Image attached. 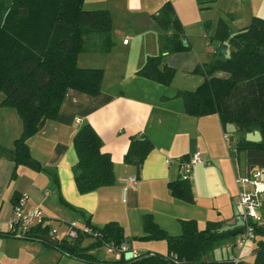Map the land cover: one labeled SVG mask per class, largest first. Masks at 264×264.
Masks as SVG:
<instances>
[{
  "label": "crops",
  "instance_id": "0c3cea01",
  "mask_svg": "<svg viewBox=\"0 0 264 264\" xmlns=\"http://www.w3.org/2000/svg\"><path fill=\"white\" fill-rule=\"evenodd\" d=\"M87 1L85 0V3ZM131 1L136 13H148L151 19H155L154 14L167 1H171L174 5L187 37L186 50L166 53L162 60L161 66L169 65L175 68L174 80L166 85L143 77L138 74L140 66L129 71L130 74L124 75L121 81L104 80L102 91L97 95L69 88L58 117L47 121L37 134L28 139L30 156L25 160L32 161L36 168L26 164L25 160L16 163L12 155L16 140L23 132V122L18 113L21 121L10 114V118L6 120L7 127H3L4 132H0V220L3 227H6L15 200L23 194L28 196L27 208H43L48 226L57 227L59 224L62 226L66 224L70 227L69 231L65 230L62 233L64 237L67 235L63 241L72 242L83 234L92 235V226L99 229L109 222H117L127 236L124 243L127 246L125 251L133 250L137 254L148 251L166 254L168 251L166 240L145 238L147 232L144 219L147 214H150L160 227L171 235H179L183 232V220L195 219L200 228L206 227L208 221H221L224 226L237 221L235 215L223 216L224 206L216 203L212 204L219 218H209L212 217V212L208 211L205 203L213 198L212 195L216 197L221 189L215 184L212 187L208 177L210 169H216L217 162L226 160L227 145L225 137L221 136L224 129L218 114L202 117L186 114L183 98L176 95L180 89H189V86L188 84L179 86L177 76L179 71L195 76L198 74L195 72L196 68L205 63L204 55L215 54L208 46L205 49V38L210 37L209 42L215 50L220 46V41L214 38L216 34L210 35L208 30L211 33L212 30L217 32L219 24L224 22L231 31L233 30L232 32H236L250 24L253 18L250 23L244 24L242 15L238 13L240 8L234 1L231 6L218 10V14L222 11L220 18L217 15L206 16L200 13L212 11L219 0H214L210 4L205 3L209 5V8L205 9L201 7L199 0ZM248 1L252 3L249 12L251 17L262 16L264 0ZM193 25L199 27L200 34H196V39L189 37L187 33ZM201 35L204 43L200 41ZM124 44L128 45L130 41ZM228 51L227 46V53ZM129 77H133L134 81L124 83ZM199 81H193L196 87L200 85ZM85 123L91 124L103 140L102 151L109 153L113 161L115 182L91 192L81 193L74 173V166L78 162L74 136ZM134 137L149 138L154 145L140 166L137 165L138 160L131 163L125 161ZM198 148L202 150L204 163L195 165L190 173L194 201L189 202L174 196L169 183L181 178L180 165L175 159L189 158ZM168 159L174 161L168 162ZM227 164L231 169L230 163ZM235 168L234 191L238 197L243 186L237 181L239 166L236 164L234 171ZM248 171L247 169L241 176L247 175ZM133 175L137 176L139 182L137 185H129L128 191H125L126 184L121 179ZM233 193L229 194L230 201H234ZM239 210L242 215V207ZM201 222L205 226L201 227ZM47 225L44 234L50 232ZM87 229L90 231L87 232ZM238 234H233L231 230L230 237ZM0 236L14 240L0 239V264H15L16 256L12 248L17 244L16 242L19 244L24 242V247L40 251L38 255L44 252H46L44 254H53L58 264H61L65 256L72 257L39 239L11 237L6 234ZM53 251L58 252L59 255H54ZM116 252L122 254V251ZM121 254L117 255L118 259ZM236 257L243 260L242 256L237 255L234 256V261ZM81 261L89 263L85 260Z\"/></svg>",
  "mask_w": 264,
  "mask_h": 264
},
{
  "label": "trees",
  "instance_id": "16d2710c",
  "mask_svg": "<svg viewBox=\"0 0 264 264\" xmlns=\"http://www.w3.org/2000/svg\"><path fill=\"white\" fill-rule=\"evenodd\" d=\"M214 0H199L209 8ZM85 0H9L0 2V92L3 106L13 107L23 122V132L16 140L12 154L16 163L29 158L28 139L37 134L49 120H55L69 88L97 95L102 91L104 69L81 67L78 56L91 42L96 51L107 52L113 47V24L109 9H85ZM157 22L172 32L159 37L161 52L149 55L138 70L143 77L171 84L176 70L162 64L163 53L187 49L185 27L171 1L154 14ZM215 39L220 41L211 62L199 65L195 72L206 76L194 90L180 89L176 96L183 98L188 115L202 117L218 114L224 131L233 124L243 133L237 141V152L244 150L248 170L264 167V16H254L252 22L236 32L226 23L219 24ZM95 39V40H94ZM229 47L228 56L219 55L222 45ZM231 46V47H230ZM224 73L226 75H219ZM260 130L263 140H246V133ZM78 162L74 166L75 180L81 193L94 191L115 182L113 161L102 151L103 140L93 126L83 124L74 136ZM154 148L146 137L132 138L125 161L138 160V166ZM172 194L193 202L190 178L171 181ZM18 198V197H17ZM183 232L171 235L147 214L144 219L145 238L164 239L166 254L144 252L107 264H248L241 260H217L208 253L218 240L230 237L231 230L219 231L221 221H208L200 228L195 219L183 220ZM97 231L93 245L114 242L117 247L127 236L117 222H109ZM46 233L41 227L32 230L29 239H40ZM255 233L264 234V223H255ZM9 236V235H8ZM15 237V236H11ZM24 238V237H21ZM82 235L72 242L74 249L47 245L72 257L97 263L87 252L90 247L79 245ZM255 264H264V242L259 244ZM101 263V262H100Z\"/></svg>",
  "mask_w": 264,
  "mask_h": 264
},
{
  "label": "rangeland",
  "instance_id": "374dc122",
  "mask_svg": "<svg viewBox=\"0 0 264 264\" xmlns=\"http://www.w3.org/2000/svg\"><path fill=\"white\" fill-rule=\"evenodd\" d=\"M6 3L9 0H0V2ZM233 1L238 4L239 12L244 20V24L250 23L252 15L249 13L252 7V3L247 0H219L218 3L214 6L212 11L208 10L207 12L201 11L200 13H204L203 15H217L220 18L222 11H219L222 7H229L233 4ZM85 9H109L111 16H112V24H113V47L110 51L107 52H100L96 51L95 47L97 44L90 43L89 48L83 52H81L78 56V65L81 67L84 66H91V67H100L103 68L105 71L103 81H121L122 78L126 74H130L129 71H133L137 67H142L143 63L145 62L146 58L150 55H157L161 52L160 44H159V37L163 33L172 32L170 29H165L162 25H160L157 20L151 19V23L148 27H144L139 22L134 19L136 14L134 5L131 0H88L87 3L84 4ZM264 16V9L261 10ZM142 13V12H141ZM208 29V28H207ZM205 29V31H207ZM170 30V31H168ZM168 31V32H167ZM233 31V30H232ZM235 32V31H234ZM189 37L196 39V34L199 33L198 26H192L187 31ZM210 35L213 36L216 34L212 30H208ZM128 38L130 44H124V39ZM95 40V39H94ZM187 40V39H186ZM200 41L204 43V38L201 35ZM207 41H211L210 37L205 38V49H207ZM218 43V41L216 42ZM212 44V43H211ZM231 47V46H230ZM179 52V51H178ZM209 53V52H208ZM166 56V53H163L162 60ZM215 57L214 53H210L209 55H204L205 62H211ZM120 74V76H119ZM127 75V76H128ZM193 75V76H192ZM219 75H226L224 73H219ZM175 78V76H174ZM173 78V80H174ZM206 76L202 73H198L194 76V74H184V72L179 71L177 76V81H179V86H184L188 84V90H194L198 87L194 85L193 81H199L201 84L205 80ZM172 80V81H173ZM133 77L128 78V81L124 83H132ZM193 88V89H191ZM4 94L0 92V101L4 99ZM8 107V108H5ZM12 114V117H17V111L10 106H3L0 103V132L3 131V127H7L6 120L9 119V115ZM15 115V116H13ZM18 121H21L20 118ZM20 123V122H19ZM224 133H228L231 137V140L227 142L224 138ZM2 136V134H1ZM221 136L224 138L226 142V160L217 162L215 165L216 169H210L208 179L211 182L212 187L215 185L221 189L218 195L214 197L212 195V199L209 202L206 201L205 205L208 207V211L212 212V217L210 219L219 218L217 217V210L214 209L212 203L222 204L224 206L225 213L223 216H233L236 213L235 205L240 209L238 199L239 196L236 197L237 193L234 191L236 188V183L234 182L236 168L234 171V167L237 164L239 166V172L237 173L239 176L244 175L248 169L247 163V156L244 150L237 152L236 146L237 141L242 138L243 133L239 131L235 125L228 124L226 131H222ZM36 152V149H35ZM229 158V159H228ZM231 165V169L228 167V162ZM264 168V167H263ZM231 170V172H230ZM200 188L201 191L203 190V181H200ZM236 190V189H235ZM233 193V200H229V194ZM215 198V199H214ZM234 202L236 204H234ZM202 203V202H201ZM240 211V210H239ZM260 215L262 217L259 220V223H264V201L262 202V208H260ZM216 213V215H215ZM227 214V215H226ZM57 225L58 227V234L57 237L60 241H63L64 237L62 233L66 230L69 231V228L66 224ZM67 226V229L65 228ZM74 226L76 224L74 223ZM201 227L205 226L202 222L200 224ZM98 232H92L90 234H83L82 239L79 241V245L82 247H90L87 250L88 253L93 255L98 264H107L113 263L118 259L117 255H120V252L114 253L110 247L106 243L96 244L93 247L95 242L97 241ZM242 237V233L238 235L231 236L229 238H224L218 240L214 243L213 249L208 253V258H215L217 260H227L233 259L234 256L240 255L242 259L246 261L248 264H255L256 259V250L259 247L261 242H264V234L254 233L250 238L247 239L244 246L242 248L237 246L238 241ZM0 239L11 240L10 238H6L5 236H0ZM14 241V240H11ZM12 248L14 255L16 256L15 264H58V260L54 259L55 257L53 254H44L38 255L40 251H35L33 249L24 247V242H21ZM166 246V243H163ZM227 244L230 246L228 247ZM167 252V251H166ZM54 255H59L58 252L53 251ZM144 253V252H143ZM161 253V252H159ZM162 254V253H161ZM122 256V254H121ZM121 258V257H120ZM76 261V262H75ZM101 262V263H100ZM61 264H87V262H83L80 259L72 258L69 256H65ZM88 264H93L89 262ZM95 264V263H94Z\"/></svg>",
  "mask_w": 264,
  "mask_h": 264
},
{
  "label": "built area",
  "instance_id": "2783aa9c",
  "mask_svg": "<svg viewBox=\"0 0 264 264\" xmlns=\"http://www.w3.org/2000/svg\"><path fill=\"white\" fill-rule=\"evenodd\" d=\"M128 38L124 39L127 43ZM207 46L210 50L216 52L208 41ZM80 121V119H77ZM225 140L229 142L231 137L228 133H224ZM180 165V176L183 179H188L193 167L197 164L204 163V156L200 148L196 149L195 152L189 157H180L175 159ZM168 162L174 161V159H168ZM125 184V191H128L129 185H137L139 179L137 176L122 177L121 179ZM238 183L243 186L239 191V204L243 209L241 217L245 221V231L242 233V237L237 243V246L242 248L247 241L255 233V223H259L262 219L260 215V207L264 201V168H253L248 171L247 175L239 176L237 178ZM251 187L250 189L247 187ZM28 196L23 194L19 196L14 203L12 212L6 221V227H3L0 220V234H6L15 237H30L31 232L36 227L45 228L47 225V216L41 207L27 208ZM48 226V225H47ZM49 233L54 237H57L58 227L48 226ZM87 232L90 229L86 230ZM113 252L127 250L126 244H122L121 247H117L114 242L107 244ZM137 253L134 252V256ZM240 257H236L235 261H240Z\"/></svg>",
  "mask_w": 264,
  "mask_h": 264
},
{
  "label": "water",
  "instance_id": "95a60500",
  "mask_svg": "<svg viewBox=\"0 0 264 264\" xmlns=\"http://www.w3.org/2000/svg\"><path fill=\"white\" fill-rule=\"evenodd\" d=\"M134 19L139 22L141 25H143L144 27H148L150 22H151V17L148 13H140V14H136L134 16ZM184 43L187 44V40H184ZM219 55L222 57H227L228 53H227V45L224 44L222 45V47L219 50ZM246 140L248 141H253V142H260L263 140V135L261 133L260 130H256L254 132H248L246 133ZM25 163L36 168L37 166L30 160H25ZM137 163V162H136ZM235 217H236V222L235 223H231V224H227L223 227H221L219 229V231H227V230H232L233 234H238V233H243L245 231V221L243 220V218L241 217V213L238 209V207L235 205ZM40 239L55 246V247H64L67 249H74L75 248V244L70 243V242H65V241H60L59 238L54 237L52 234L48 233V234H40L39 235ZM134 256V252L133 250H129L125 253V258L126 259H130ZM180 264H189V263H180Z\"/></svg>",
  "mask_w": 264,
  "mask_h": 264
},
{
  "label": "flooded vegetation",
  "instance_id": "af4514ba",
  "mask_svg": "<svg viewBox=\"0 0 264 264\" xmlns=\"http://www.w3.org/2000/svg\"><path fill=\"white\" fill-rule=\"evenodd\" d=\"M71 242V241H70ZM72 243V242H71Z\"/></svg>",
  "mask_w": 264,
  "mask_h": 264
}]
</instances>
